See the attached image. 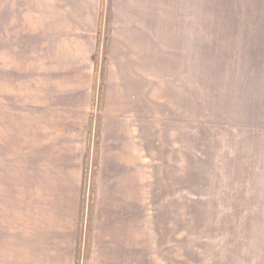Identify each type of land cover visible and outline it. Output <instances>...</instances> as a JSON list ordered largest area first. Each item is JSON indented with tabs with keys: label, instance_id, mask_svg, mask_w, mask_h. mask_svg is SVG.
Segmentation results:
<instances>
[{
	"label": "rangeland",
	"instance_id": "1",
	"mask_svg": "<svg viewBox=\"0 0 264 264\" xmlns=\"http://www.w3.org/2000/svg\"><path fill=\"white\" fill-rule=\"evenodd\" d=\"M75 3L0 0V264H73L78 243L79 264H264V112L248 96L264 24L172 9L168 87L143 84L134 149L107 152L119 122L106 104L123 106L109 35L94 51ZM153 90L166 110L144 101ZM150 109L167 111L163 128Z\"/></svg>",
	"mask_w": 264,
	"mask_h": 264
},
{
	"label": "crops",
	"instance_id": "2",
	"mask_svg": "<svg viewBox=\"0 0 264 264\" xmlns=\"http://www.w3.org/2000/svg\"><path fill=\"white\" fill-rule=\"evenodd\" d=\"M74 1L76 2L74 5L77 7L78 14L81 11V7L84 8V11L81 13V18L86 17L85 21L87 24H85V29L86 32L92 35L94 51L99 47L100 39L98 40V34L100 33L98 32L101 31L102 27L108 24L107 34L109 37L106 46V57L109 58V56H111V61L114 63L110 65V70L115 73L113 77L115 81H112L109 77L108 89L111 91L113 88H116L118 105H120L119 103H121V100L123 103V106H118L116 108L117 110L114 112H112L113 109H110V106L106 104V115L109 114L108 117H112V121L119 122V129L112 135L114 137V144L104 147L106 151L112 150L114 152H122L130 148L134 149L135 147L132 142H130L129 137H132V134H128L127 129L130 125V116H132L133 119L136 118L135 113L132 112L138 108L137 111H139L140 114V105L143 102L141 91L143 84L144 87L148 89H156L162 85L168 87V74L166 73V71H168V13H171L172 9H182L181 12L183 15L195 13L197 18H201L197 19L195 23H212L216 25L226 23L234 25L249 23L256 25L264 24V0H181V4H174V0ZM77 2H79V4ZM81 2H84L85 6L81 5ZM105 4L109 10L106 12V17H103L102 9ZM185 8H187V10H184ZM189 9H195V11L191 12ZM75 18L78 19L77 21H81L79 17ZM262 40H264V35ZM260 50V55L262 57L264 55V47H260ZM259 69L260 72L264 71L263 62L261 66H259ZM162 71H164V73H161ZM257 80L255 86H252L255 92L248 95L250 99L252 98L250 109L255 111L261 105L264 112V74H261L260 78ZM245 81L246 84H248L250 78L245 77ZM125 87L130 90L126 91V89H124ZM135 87L138 88L134 90ZM148 92H145V95L147 94L148 96L144 98V101L148 102V104L151 103V106H156V104L165 105L166 110L168 95L161 93L159 96L157 95V91L155 92V90H153L150 94L154 95V97H149ZM123 94L127 97L126 100ZM128 96L130 99H128ZM129 103L132 104L129 105ZM126 105L129 106L126 108ZM149 111V119L159 122L162 121L160 127L163 128V121L167 119V111L162 112L160 110L158 114L157 111L153 113L152 109ZM139 114L138 118H140ZM254 129L256 130V135L260 136L261 141L264 142V127L261 128L260 132L256 128ZM127 135L129 136L127 137ZM105 136H107V134ZM121 137L125 138L120 140ZM83 144L85 147L89 148L90 134L86 135ZM258 147L260 149L264 148L263 145H259ZM135 157L138 159L139 155ZM84 162L87 164L88 161L84 159ZM83 167L84 163L82 164V168ZM77 246L78 245H76L74 249L73 264H76ZM120 263H125V260L121 259Z\"/></svg>",
	"mask_w": 264,
	"mask_h": 264
},
{
	"label": "trees",
	"instance_id": "3",
	"mask_svg": "<svg viewBox=\"0 0 264 264\" xmlns=\"http://www.w3.org/2000/svg\"><path fill=\"white\" fill-rule=\"evenodd\" d=\"M106 23H107V22H106ZM105 32H106V34L108 33V24H106V26H105ZM100 38H101V36L98 34V40H99ZM107 42H108V37H105V38L103 39L104 47L107 46ZM104 62H105V60H104ZM95 151L97 152V145H96ZM95 167H96V162L93 164V168H95ZM86 169H87V164H85V162H84V175H85V171H86ZM84 180H85V176H84ZM81 198H82V200L85 199V194H84V192H82ZM80 226H81V225H80ZM79 253H80V245H79V243H78L77 251H76V264L79 263Z\"/></svg>",
	"mask_w": 264,
	"mask_h": 264
}]
</instances>
